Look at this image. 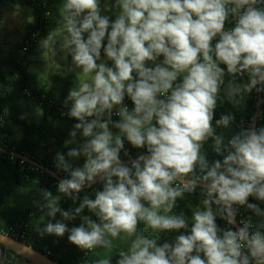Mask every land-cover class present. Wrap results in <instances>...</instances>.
<instances>
[{"label": "clouds", "instance_id": "clouds-1", "mask_svg": "<svg viewBox=\"0 0 264 264\" xmlns=\"http://www.w3.org/2000/svg\"><path fill=\"white\" fill-rule=\"evenodd\" d=\"M262 5L264 0H104L102 8L101 0H61L55 27L38 45L46 62V55L55 61L63 53L71 57L69 71L80 70L64 100L66 115L78 121L64 146H77L54 156V175L67 174L57 182L60 195L41 189L34 201L44 214L35 226L41 237L67 234L69 243L91 255L86 264H112L117 248L116 264H264V209L249 202H264V127L253 118L226 138L217 129L232 126V113L213 125L218 101L240 108L253 90L264 92ZM114 9L110 20L104 13ZM229 18L235 26L225 30ZM237 77L246 80L238 83ZM125 139L146 154L125 163ZM209 140L222 159L208 160L203 148ZM81 157L83 165L74 167ZM96 183L102 190L95 198L81 199ZM198 187L202 199L189 228L188 217L173 210ZM62 197L79 205L64 210ZM240 207L257 221L249 216L237 222ZM85 209L96 219L83 215ZM77 218L79 226L65 223ZM217 218L228 227L221 229ZM181 229L190 234L158 244L160 233Z\"/></svg>", "mask_w": 264, "mask_h": 264}, {"label": "trees", "instance_id": "trees-1", "mask_svg": "<svg viewBox=\"0 0 264 264\" xmlns=\"http://www.w3.org/2000/svg\"><path fill=\"white\" fill-rule=\"evenodd\" d=\"M3 1V0H0ZM12 3L19 2L23 5L31 7L33 10L34 21L25 26L23 42L21 46L11 54L8 65L11 68L7 77L0 79V144L9 151L17 152L30 157L42 165L50 168L56 172L54 165V156L62 148L64 141L67 139L65 135L66 130H41L42 125L26 124L18 119V101L24 97V91L27 90L30 94L29 98L33 99L44 110L46 115H52L54 118H62L59 116L61 107L49 100L48 96L42 94L41 90L32 84L29 75L26 72L28 65L31 63V54L33 53L38 41L42 36H46L50 30L56 25L57 8L61 2L57 0H8ZM264 7V5H262ZM50 13V15H49ZM235 26V21L232 18L226 22L225 30H229ZM33 36V37H32ZM218 38L213 40V45ZM106 44V40L104 42ZM25 48V50H22ZM101 56L105 58L108 64L111 61L104 57L103 50ZM150 66V65H149ZM220 67L225 69L226 66L221 64ZM6 78V79H5ZM238 83L244 82L246 77L236 78ZM262 100L258 109V116L256 120V127H264V92H261ZM223 97V95L221 96ZM258 92L253 90L245 97L244 105L240 108L234 107L226 99L218 101L217 109H215V120L220 119L222 114L232 113L235 116L232 126L229 129H217V133L223 132L226 138H230L233 134L238 132L241 127L247 128L249 123L254 118V112L257 104ZM134 106L130 107L131 111ZM69 118V117H68ZM118 121V118H112ZM71 121L77 123L74 119ZM13 122L22 126V135L9 139L10 130L7 128V123ZM111 127V126H110ZM115 132L118 129L113 128ZM212 141L209 140L204 144L203 151L206 152L208 160L222 159L217 156L211 147ZM125 150L128 156L124 155V150L121 152V159L127 160L129 158H136L140 154H146V148H134L126 139L124 140ZM22 161V162H21ZM84 158L81 157L75 163L74 167L82 166ZM60 176L65 178L66 173L60 172ZM57 180L51 177L42 169L35 167L28 162L16 158L10 154L0 152V231L7 233L9 227L17 226L21 220H27L26 234L27 240L25 243L32 245L34 248L49 252L50 257L59 264H86V261L92 257L90 254H85L76 246L68 242V239L59 238L56 236L41 237L36 231L35 226L39 218L44 215L35 205V200H40V190L48 189L53 195H60L57 191ZM102 190V185L96 183L90 188H85L79 195L81 199L84 195L90 198H95V191ZM202 199L201 188H197L193 193H185L183 202L195 203ZM250 203L259 204L261 209H264V203L249 198ZM79 205V201L73 204L72 200L62 197L60 200V207L64 210L75 208ZM29 214L30 217H29ZM244 219L249 216L253 217L254 221L258 218L244 207L239 208V213ZM83 215L92 216L95 220L94 214L85 209ZM49 218L45 216V222ZM56 219H61L59 213ZM55 222V221H53ZM80 219L75 221H67L68 227L79 226ZM216 223L221 229L227 228L225 221L217 218ZM43 227V224L40 225ZM144 225H138V230L143 231ZM191 222L189 223V228ZM172 232V231H171ZM171 232H162L158 236V244H162L168 240ZM181 234H190L188 230L181 229L177 231ZM68 242V243H67ZM118 244V243H117ZM120 247L123 245L118 244ZM103 252V250H97ZM118 248L112 252V264H116L118 259Z\"/></svg>", "mask_w": 264, "mask_h": 264}, {"label": "rangeland", "instance_id": "rangeland-1", "mask_svg": "<svg viewBox=\"0 0 264 264\" xmlns=\"http://www.w3.org/2000/svg\"><path fill=\"white\" fill-rule=\"evenodd\" d=\"M61 2V0H57ZM114 2V0H112ZM104 0H101V7L103 8ZM33 10L31 7L23 5L19 2H10L8 0L0 1V79L3 76H7L11 68L8 65L9 59L11 54L21 46L23 42V36L25 32V26L28 24L33 23ZM109 15L110 20H115L117 10H113L108 13H104ZM45 36H42V38ZM41 38V39H42ZM41 49L38 47L33 51L31 54V58H37L40 64H35L30 68L31 71H35V77L39 75H43L44 77H49L52 80H56L58 82L59 89L56 90L54 93L57 94H64L65 89V96L68 95V92L71 88L75 86L76 83V73L80 71L79 69L75 71H69V68L72 65L71 57H67V59L62 58L63 53H58V55L52 60L50 57L45 56L47 62L41 56ZM103 62L107 63L105 58L101 56ZM163 56L158 58V62H162ZM56 62V63H55ZM100 61H98L99 63ZM109 67L112 64H108ZM149 65L152 66L151 62ZM45 67L46 70L43 72L41 68ZM182 79V78H179ZM179 79L177 82H179ZM63 92V93H62ZM29 98V97H27ZM68 109V108H64ZM22 116L27 119H36V116L33 111L29 109L27 106L26 109L23 111ZM73 124L69 123H62L58 121L56 123L57 130H68L67 136L69 137V132L72 130ZM111 130H114L111 128ZM77 139L80 142H83L78 134ZM67 222V221H65ZM67 239V234L63 237ZM68 243V242H67ZM10 260L11 264H18L19 258L13 255L10 251H6L1 258L2 264H6V261Z\"/></svg>", "mask_w": 264, "mask_h": 264}, {"label": "crops", "instance_id": "crops-1", "mask_svg": "<svg viewBox=\"0 0 264 264\" xmlns=\"http://www.w3.org/2000/svg\"><path fill=\"white\" fill-rule=\"evenodd\" d=\"M38 47V43L35 47V49ZM34 49V50H35ZM41 62H38L37 58H31V63L28 65L26 72L29 75L32 84L37 88V90H41L42 94L45 96L49 97V100L53 101L54 103L58 104L61 109L64 108H68L64 106V100L66 99L67 96H65V89H64V94H57L54 93L56 90L59 89L58 87V82L56 80H52L49 77H44L43 75H39L37 77H35V71H31V67L35 64L38 65ZM41 70L44 72L46 70L45 67L41 68ZM8 76V75H7ZM7 76H3V77H7ZM6 79V78H5ZM231 79V77H229L227 74L225 76V83L228 82V80ZM50 84V87L48 86ZM58 88V89H57ZM63 93V92H62ZM223 95V91H221V96ZM18 119L26 124H39L42 125V129L41 130H57L56 129V123L61 122L62 123H69V124H75V122L71 121L70 118L68 117H63V118H54L52 115H46L44 110L38 105V103L36 101H34L33 99L27 98L26 96L22 97L19 99L18 103ZM29 107V109L31 111L34 112L36 119H27L25 117L22 116L23 111L26 109V107ZM217 109V108H216ZM213 125H215L213 123ZM7 128L10 130V135L7 136V138L9 139H15L19 136L22 135V126L19 124H15L13 122H8L7 123ZM63 130V129H61ZM114 133H116L114 130H112ZM68 134V130L65 131V135L67 136ZM67 139H69V137L67 136ZM66 139V140H67ZM77 145H68L67 147L64 146V144L62 145V148L59 149L58 152H62V153H67V151L69 150V148L72 147H76ZM79 159L73 160L72 164L77 162ZM264 203V202H263ZM200 205V200L195 202V203H188V202H183V200L178 199L177 200V206L176 208L173 210L174 213L179 214L181 212H183L185 214L186 217H188L189 219V223L191 222V216H192V209H194L195 207ZM181 233L177 232V231H172L169 234L168 240L167 242H174L176 236L180 235ZM118 244L122 245L120 242H117Z\"/></svg>", "mask_w": 264, "mask_h": 264}, {"label": "water", "instance_id": "water-1", "mask_svg": "<svg viewBox=\"0 0 264 264\" xmlns=\"http://www.w3.org/2000/svg\"><path fill=\"white\" fill-rule=\"evenodd\" d=\"M261 100H262V95H261V92H259L258 98H257V104H256L255 112H254L255 126H256L258 109H259ZM0 152L10 154L16 158H19V159H22V160L28 162L29 164H31L35 167L42 169L43 171H45L47 174H49L51 177H53L57 181L59 179L63 178L59 174L54 175V173H56V172H54L50 168L42 165L38 161H36L30 157H27L23 154L13 152V151H9L6 148H4L1 144H0ZM131 159H135V158H131ZM128 160L129 159L123 160V161L125 163H127ZM85 188H88V187H85ZM0 248L2 250L10 251L13 255H15L16 257H18L19 259H21L22 261H25V262H34L37 264H59L55 260H53L51 257L46 255L45 252L34 248L30 244H27L25 242H21L20 240H18L16 238H13L7 234H4L1 231H0Z\"/></svg>", "mask_w": 264, "mask_h": 264}, {"label": "built area", "instance_id": "built-area-1", "mask_svg": "<svg viewBox=\"0 0 264 264\" xmlns=\"http://www.w3.org/2000/svg\"><path fill=\"white\" fill-rule=\"evenodd\" d=\"M22 50H25V48H23ZM23 93H24V95L26 97H29L30 96V94H29V92L27 90H25ZM123 103H124V105H126L128 107V109L130 107L134 106L133 103H132V101H131V99L128 98L127 96L125 97V100H124ZM68 110L69 109H62L60 111L59 116L62 117V118L63 117H68L66 115V113L68 112ZM116 111H118V108H114L113 109V116H112V118H118L119 117V116L115 115V112ZM30 215L31 214H29V217H30ZM236 219H237V222H239L241 219H244V218L240 214H238L237 217H236ZM26 221L27 220H24L23 219V220H21V222L17 226L9 227L8 230H7V233H4V232H2V233L7 234V235H9V236H11L13 238H16V239L20 240L21 242H25V240H27V234H26V231H25L26 230V227H27ZM6 251L7 250H2L0 248V264H2L1 258H2V256L4 255V253ZM45 253H46V255H48L50 257L49 252H45ZM6 264H11V261L10 260H7L6 261ZM18 264H37V263H34V262H25V261H22L21 259H19V263Z\"/></svg>", "mask_w": 264, "mask_h": 264}]
</instances>
